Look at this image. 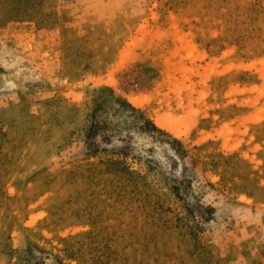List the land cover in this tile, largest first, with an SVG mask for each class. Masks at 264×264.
Returning <instances> with one entry per match:
<instances>
[{
	"label": "rangeland",
	"instance_id": "rangeland-1",
	"mask_svg": "<svg viewBox=\"0 0 264 264\" xmlns=\"http://www.w3.org/2000/svg\"><path fill=\"white\" fill-rule=\"evenodd\" d=\"M0 264H264V0H0Z\"/></svg>",
	"mask_w": 264,
	"mask_h": 264
},
{
	"label": "bare ground",
	"instance_id": "bare-ground-1",
	"mask_svg": "<svg viewBox=\"0 0 264 264\" xmlns=\"http://www.w3.org/2000/svg\"><path fill=\"white\" fill-rule=\"evenodd\" d=\"M155 123H157V125L162 126V127L165 126V122H163V120H160V119H158L157 122H155Z\"/></svg>",
	"mask_w": 264,
	"mask_h": 264
}]
</instances>
